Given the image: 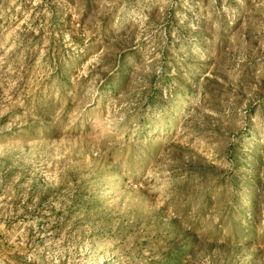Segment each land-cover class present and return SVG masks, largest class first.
Returning a JSON list of instances; mask_svg holds the SVG:
<instances>
[{
	"label": "rangeland",
	"instance_id": "1",
	"mask_svg": "<svg viewBox=\"0 0 264 264\" xmlns=\"http://www.w3.org/2000/svg\"><path fill=\"white\" fill-rule=\"evenodd\" d=\"M0 264H264V0H0Z\"/></svg>",
	"mask_w": 264,
	"mask_h": 264
}]
</instances>
